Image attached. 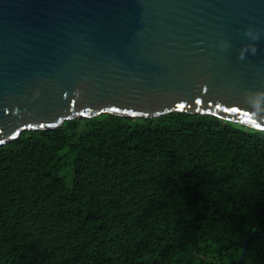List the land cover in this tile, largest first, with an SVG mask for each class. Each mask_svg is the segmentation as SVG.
I'll return each mask as SVG.
<instances>
[{
  "label": "trees",
  "instance_id": "1",
  "mask_svg": "<svg viewBox=\"0 0 264 264\" xmlns=\"http://www.w3.org/2000/svg\"><path fill=\"white\" fill-rule=\"evenodd\" d=\"M252 233L264 131L102 114L0 146V264H237ZM243 264H264V239Z\"/></svg>",
  "mask_w": 264,
  "mask_h": 264
},
{
  "label": "water",
  "instance_id": "2",
  "mask_svg": "<svg viewBox=\"0 0 264 264\" xmlns=\"http://www.w3.org/2000/svg\"><path fill=\"white\" fill-rule=\"evenodd\" d=\"M174 112L264 131V0H0V146Z\"/></svg>",
  "mask_w": 264,
  "mask_h": 264
},
{
  "label": "rangeland",
  "instance_id": "3",
  "mask_svg": "<svg viewBox=\"0 0 264 264\" xmlns=\"http://www.w3.org/2000/svg\"><path fill=\"white\" fill-rule=\"evenodd\" d=\"M64 154H66L67 153V151H64L63 152ZM71 160H69V159H66V163L67 164H71V162H70ZM66 178L69 176V173H68V171L66 172V171H64L63 173H62Z\"/></svg>",
  "mask_w": 264,
  "mask_h": 264
}]
</instances>
